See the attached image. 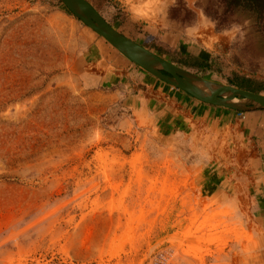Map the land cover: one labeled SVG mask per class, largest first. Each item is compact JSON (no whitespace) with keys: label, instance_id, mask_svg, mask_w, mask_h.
Instances as JSON below:
<instances>
[{"label":"rangeland","instance_id":"obj_1","mask_svg":"<svg viewBox=\"0 0 264 264\" xmlns=\"http://www.w3.org/2000/svg\"><path fill=\"white\" fill-rule=\"evenodd\" d=\"M88 1L163 59L264 89V32L218 25L216 0ZM87 32L61 0H0V264H264L254 139L88 84Z\"/></svg>","mask_w":264,"mask_h":264},{"label":"crops","instance_id":"obj_2","mask_svg":"<svg viewBox=\"0 0 264 264\" xmlns=\"http://www.w3.org/2000/svg\"><path fill=\"white\" fill-rule=\"evenodd\" d=\"M87 34L89 38L80 57V71L88 84L127 94L132 89L135 90L136 94L130 95L132 107L143 109L166 101L174 107L173 116L179 118L183 116L199 124L213 126L228 127L233 123L243 125L244 132H247L258 146V157L255 161L258 170L252 200L253 210L264 222V109L238 112L224 106L201 102L181 89L163 85L98 34ZM192 49L193 46L179 47L182 54L188 55L197 53V50ZM256 92L264 93V89ZM163 107L162 110L167 109ZM168 117L171 118L172 114L169 113Z\"/></svg>","mask_w":264,"mask_h":264},{"label":"water","instance_id":"obj_3","mask_svg":"<svg viewBox=\"0 0 264 264\" xmlns=\"http://www.w3.org/2000/svg\"><path fill=\"white\" fill-rule=\"evenodd\" d=\"M61 1L75 17L136 65L197 100L238 112L264 109V93L213 82L163 59L115 29L88 0Z\"/></svg>","mask_w":264,"mask_h":264},{"label":"trees","instance_id":"obj_4","mask_svg":"<svg viewBox=\"0 0 264 264\" xmlns=\"http://www.w3.org/2000/svg\"><path fill=\"white\" fill-rule=\"evenodd\" d=\"M204 11L218 25L238 22V18L243 16L252 27L264 32V0H216L205 6Z\"/></svg>","mask_w":264,"mask_h":264},{"label":"clouds","instance_id":"obj_5","mask_svg":"<svg viewBox=\"0 0 264 264\" xmlns=\"http://www.w3.org/2000/svg\"><path fill=\"white\" fill-rule=\"evenodd\" d=\"M114 11V10H113Z\"/></svg>","mask_w":264,"mask_h":264}]
</instances>
